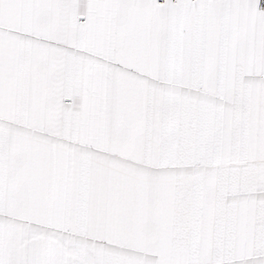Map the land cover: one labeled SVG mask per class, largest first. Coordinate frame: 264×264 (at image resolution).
Segmentation results:
<instances>
[{
	"label": "snow or ice",
	"instance_id": "6c2138e0",
	"mask_svg": "<svg viewBox=\"0 0 264 264\" xmlns=\"http://www.w3.org/2000/svg\"><path fill=\"white\" fill-rule=\"evenodd\" d=\"M0 264H264V0H0Z\"/></svg>",
	"mask_w": 264,
	"mask_h": 264
}]
</instances>
